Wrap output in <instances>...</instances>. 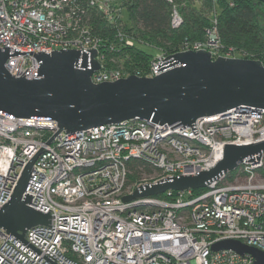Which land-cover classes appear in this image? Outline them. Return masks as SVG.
<instances>
[{
  "label": "built area",
  "instance_id": "2783aa9c",
  "mask_svg": "<svg viewBox=\"0 0 264 264\" xmlns=\"http://www.w3.org/2000/svg\"><path fill=\"white\" fill-rule=\"evenodd\" d=\"M120 1L0 0V49L35 54L96 50L100 69L92 76L95 85L130 76L154 78L179 67L158 73L157 64L169 57L164 53L146 74L107 66L100 52L102 39L88 22L96 10L115 23ZM211 21L207 41L186 44L180 53L204 50L214 60L245 59L236 49L222 48L216 13ZM182 23L174 9L171 26L177 29ZM125 40L126 46H134L133 40ZM38 66L31 54L9 58L5 65L16 78L32 69L27 80H33ZM195 128L196 135L192 127L172 130L130 120L58 134L37 157L25 192L34 197L29 207L44 214L52 211V228L28 230L29 242L57 264H254L249 255L214 252L213 246L232 240L264 252V178L259 174L264 153L258 162L240 164L234 182L226 181L228 173L198 195L168 191L122 201L142 185L214 169L223 160L225 145L263 142L264 110L233 109L199 119ZM57 132L55 122L0 113V208L9 202L26 165ZM130 161L144 162L154 173L130 183ZM0 264L52 263L0 228Z\"/></svg>",
  "mask_w": 264,
  "mask_h": 264
},
{
  "label": "water",
  "instance_id": "95a60500",
  "mask_svg": "<svg viewBox=\"0 0 264 264\" xmlns=\"http://www.w3.org/2000/svg\"><path fill=\"white\" fill-rule=\"evenodd\" d=\"M31 54L38 63L33 80L16 78L6 69L9 58ZM97 51L60 50L21 52L0 49V113L17 119L51 121L58 132L26 165L9 200L0 208V228L11 234L41 257L57 264L35 248L27 239L28 230L51 226V210L44 214L28 205L33 196L25 195L33 165L44 148L63 132L73 135L106 125L142 120L172 130L192 127L195 123L244 108L264 110V65L261 61L214 60L208 51H189L167 57L157 64V71L173 68L154 78L130 76L114 83L95 85L92 76L100 69ZM264 141L250 145H225L223 160L207 172L169 177L156 184H145L135 193L122 198L130 202L142 197H155L168 191L185 192L207 188L243 162L255 163L263 158ZM231 250L264 264V252L224 241L213 246L214 252Z\"/></svg>",
  "mask_w": 264,
  "mask_h": 264
},
{
  "label": "trees",
  "instance_id": "16d2710c",
  "mask_svg": "<svg viewBox=\"0 0 264 264\" xmlns=\"http://www.w3.org/2000/svg\"><path fill=\"white\" fill-rule=\"evenodd\" d=\"M117 8L121 13L115 23L96 10L88 22L92 33L102 39L100 52L109 67L148 73L155 57L146 47L173 56L186 44L205 43L215 13L222 48H233L246 54L245 59L264 62V0H121ZM174 9L183 20L177 29L171 26ZM125 39L133 40L134 46H126ZM128 167L130 183L154 173L153 167L140 161H130ZM259 174L264 178V169ZM237 175V170L229 173L226 181L234 182Z\"/></svg>",
  "mask_w": 264,
  "mask_h": 264
},
{
  "label": "rangeland",
  "instance_id": "374dc122",
  "mask_svg": "<svg viewBox=\"0 0 264 264\" xmlns=\"http://www.w3.org/2000/svg\"><path fill=\"white\" fill-rule=\"evenodd\" d=\"M215 1H218V0H215ZM218 10H219V8H218ZM261 21L264 24V20L262 19ZM145 49H146V51H148L154 57H157L160 54V52L157 49L149 48V47H146Z\"/></svg>",
  "mask_w": 264,
  "mask_h": 264
}]
</instances>
